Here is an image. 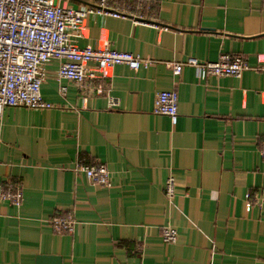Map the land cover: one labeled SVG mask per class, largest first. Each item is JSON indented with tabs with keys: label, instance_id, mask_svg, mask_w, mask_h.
Segmentation results:
<instances>
[{
	"label": "crops",
	"instance_id": "1",
	"mask_svg": "<svg viewBox=\"0 0 264 264\" xmlns=\"http://www.w3.org/2000/svg\"><path fill=\"white\" fill-rule=\"evenodd\" d=\"M59 4L86 9L95 0ZM108 7L128 17L88 16L77 46L149 65H118L79 86L58 80L52 60L41 96L54 108L2 111L0 187H20L22 200L0 201V264H36L41 255L62 264H264V75L202 79L184 66L174 77L168 66L220 54L260 66L264 0H108ZM161 91L178 94L175 125L152 114ZM94 163L108 168L110 188L77 170ZM69 214L74 233L54 234L49 221ZM165 226L176 230V243L162 242Z\"/></svg>",
	"mask_w": 264,
	"mask_h": 264
},
{
	"label": "built area",
	"instance_id": "2",
	"mask_svg": "<svg viewBox=\"0 0 264 264\" xmlns=\"http://www.w3.org/2000/svg\"><path fill=\"white\" fill-rule=\"evenodd\" d=\"M100 15L127 18L121 11L108 7V0H95V5L86 9L67 8L59 0H0V118L5 108L47 111L54 105L46 103L41 96V85L46 77V65L59 62L56 77L76 85L85 80L100 81L109 68L124 65L132 71L147 68L149 61L130 53L119 52L108 47L80 48L77 40L83 37L84 21L88 16ZM134 19L139 23H147ZM174 77H178L184 66L197 68L202 79L207 77H234L255 70L264 75V57L260 66L252 68L241 56L220 54L216 60L200 62L188 57L181 63H168ZM64 94L65 89L61 88ZM100 95L103 89L96 88ZM116 103L109 101V107ZM152 114L169 118L172 125L178 119V94L176 91H161L154 97ZM260 156L264 161V142ZM87 180L95 186L110 188V172L102 163L78 165ZM164 196L172 204L175 196V180L168 177L164 185ZM22 200L20 187H0V201L19 206ZM76 221L69 214L54 217L49 227L56 235L74 233ZM160 237L165 244L177 241V232L170 226L161 229Z\"/></svg>",
	"mask_w": 264,
	"mask_h": 264
},
{
	"label": "water",
	"instance_id": "3",
	"mask_svg": "<svg viewBox=\"0 0 264 264\" xmlns=\"http://www.w3.org/2000/svg\"><path fill=\"white\" fill-rule=\"evenodd\" d=\"M36 264H62V260L57 256H37Z\"/></svg>",
	"mask_w": 264,
	"mask_h": 264
}]
</instances>
